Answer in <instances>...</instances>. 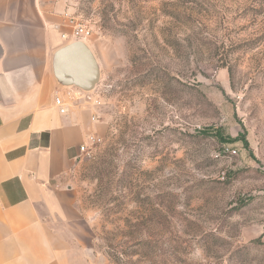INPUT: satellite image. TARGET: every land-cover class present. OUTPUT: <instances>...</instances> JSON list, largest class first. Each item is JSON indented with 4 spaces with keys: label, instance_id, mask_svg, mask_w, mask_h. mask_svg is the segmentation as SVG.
Returning a JSON list of instances; mask_svg holds the SVG:
<instances>
[{
    "label": "rangeland",
    "instance_id": "1",
    "mask_svg": "<svg viewBox=\"0 0 264 264\" xmlns=\"http://www.w3.org/2000/svg\"><path fill=\"white\" fill-rule=\"evenodd\" d=\"M67 12L92 29L101 71L92 92L65 87L94 126L67 179L84 254L264 264V0H67Z\"/></svg>",
    "mask_w": 264,
    "mask_h": 264
},
{
    "label": "crops",
    "instance_id": "2",
    "mask_svg": "<svg viewBox=\"0 0 264 264\" xmlns=\"http://www.w3.org/2000/svg\"><path fill=\"white\" fill-rule=\"evenodd\" d=\"M66 14L67 0H0V264H97L76 236L67 184L94 126L56 105Z\"/></svg>",
    "mask_w": 264,
    "mask_h": 264
},
{
    "label": "water",
    "instance_id": "3",
    "mask_svg": "<svg viewBox=\"0 0 264 264\" xmlns=\"http://www.w3.org/2000/svg\"><path fill=\"white\" fill-rule=\"evenodd\" d=\"M53 72L63 87L84 92L95 90L101 80L98 61L84 40L70 42L55 53Z\"/></svg>",
    "mask_w": 264,
    "mask_h": 264
},
{
    "label": "built area",
    "instance_id": "4",
    "mask_svg": "<svg viewBox=\"0 0 264 264\" xmlns=\"http://www.w3.org/2000/svg\"><path fill=\"white\" fill-rule=\"evenodd\" d=\"M69 22V26L72 29L70 38L77 40H87L92 37V29L85 22L72 17L70 14H66ZM64 39L69 38V35H63ZM56 105L59 107L61 114H67L69 111V105L62 97L56 99ZM94 139V137H92ZM81 152H87V146L80 147Z\"/></svg>",
    "mask_w": 264,
    "mask_h": 264
},
{
    "label": "bare ground",
    "instance_id": "5",
    "mask_svg": "<svg viewBox=\"0 0 264 264\" xmlns=\"http://www.w3.org/2000/svg\"><path fill=\"white\" fill-rule=\"evenodd\" d=\"M87 44V42H85ZM88 45V44H87Z\"/></svg>",
    "mask_w": 264,
    "mask_h": 264
}]
</instances>
